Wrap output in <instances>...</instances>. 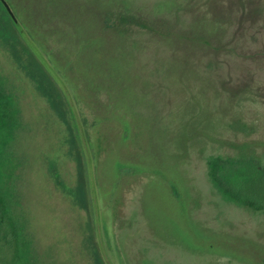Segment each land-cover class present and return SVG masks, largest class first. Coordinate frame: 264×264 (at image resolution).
<instances>
[{
	"label": "rangeland",
	"instance_id": "rangeland-1",
	"mask_svg": "<svg viewBox=\"0 0 264 264\" xmlns=\"http://www.w3.org/2000/svg\"><path fill=\"white\" fill-rule=\"evenodd\" d=\"M59 73L77 144L32 59L0 39L12 135L0 164L24 264H264V212L227 200L214 158L264 166V0H6ZM0 236V264L20 259Z\"/></svg>",
	"mask_w": 264,
	"mask_h": 264
},
{
	"label": "trees",
	"instance_id": "trees-1",
	"mask_svg": "<svg viewBox=\"0 0 264 264\" xmlns=\"http://www.w3.org/2000/svg\"><path fill=\"white\" fill-rule=\"evenodd\" d=\"M0 39L10 43L20 44L22 49L32 59L37 71L38 85L41 91L49 97L58 114L66 121L73 141L77 144V159L80 170V181L77 194L80 202L92 212V190L89 189V168L86 159L84 140L86 135L82 130L77 114L71 103V95L60 78L59 73L36 48L32 38L21 27L17 26L3 4L0 2ZM14 103L10 98L0 96V156L12 135L10 126ZM11 109V110H10ZM210 175L222 195L229 201L251 208L253 211L264 212V166L253 158L222 159L209 161ZM0 164V187H6V175ZM86 174L89 175L86 176ZM9 210L0 200V236L3 234L4 244L13 251L20 260L12 264H24L27 260L28 244L22 229L6 230L5 220L10 217Z\"/></svg>",
	"mask_w": 264,
	"mask_h": 264
},
{
	"label": "water",
	"instance_id": "water-1",
	"mask_svg": "<svg viewBox=\"0 0 264 264\" xmlns=\"http://www.w3.org/2000/svg\"><path fill=\"white\" fill-rule=\"evenodd\" d=\"M0 2L3 4V6L5 7L6 11L8 12L9 16L11 17V19L13 20V22L19 26L18 24V20L16 18V16L14 15L11 7L9 6V4L6 2V0H0Z\"/></svg>",
	"mask_w": 264,
	"mask_h": 264
}]
</instances>
